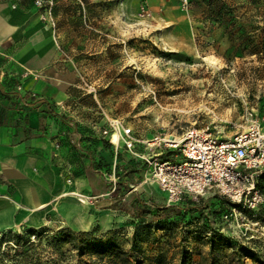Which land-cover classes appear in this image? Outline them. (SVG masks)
Wrapping results in <instances>:
<instances>
[{
  "label": "rangeland",
  "instance_id": "obj_1",
  "mask_svg": "<svg viewBox=\"0 0 264 264\" xmlns=\"http://www.w3.org/2000/svg\"><path fill=\"white\" fill-rule=\"evenodd\" d=\"M228 3L264 24V6ZM39 9L65 57L81 67L77 96L109 130L111 145L97 151L106 179L116 177L118 153H125L109 139L112 119L131 125L148 153L155 136L173 139L192 125L224 138L264 125V45L250 50L247 38L212 20L201 0H53L51 9ZM263 176L255 179L256 199L228 197L215 215L187 212L150 234L111 208L95 210L84 230L55 219L36 234L9 232L0 264H125L126 255L140 264H264ZM134 188L162 194L143 181Z\"/></svg>",
  "mask_w": 264,
  "mask_h": 264
},
{
  "label": "crops",
  "instance_id": "obj_2",
  "mask_svg": "<svg viewBox=\"0 0 264 264\" xmlns=\"http://www.w3.org/2000/svg\"><path fill=\"white\" fill-rule=\"evenodd\" d=\"M80 73L33 0H0V86L9 88L7 79L14 78L18 87L48 98L55 111L9 109L0 95V244L8 232L55 219L84 230L95 210L105 209L88 200L96 195L75 147L90 137L97 142L81 143L100 152L105 139L104 118L96 120L77 96Z\"/></svg>",
  "mask_w": 264,
  "mask_h": 264
},
{
  "label": "built area",
  "instance_id": "obj_3",
  "mask_svg": "<svg viewBox=\"0 0 264 264\" xmlns=\"http://www.w3.org/2000/svg\"><path fill=\"white\" fill-rule=\"evenodd\" d=\"M38 8L51 9L53 0H33ZM28 71V70H27ZM111 126L123 150L133 157L146 162L143 182L157 186L168 203H175L185 197L197 199L215 193L227 195L233 201H240L249 193L258 196L255 179L264 170V125L253 124L232 137L217 135L209 127L192 125L182 131L180 136H155L148 153L142 148L140 136L131 125L112 119ZM108 134V128L102 130ZM174 150L173 158L163 159L161 154ZM115 175L108 182L115 186ZM230 189V190H229Z\"/></svg>",
  "mask_w": 264,
  "mask_h": 264
},
{
  "label": "trees",
  "instance_id": "obj_4",
  "mask_svg": "<svg viewBox=\"0 0 264 264\" xmlns=\"http://www.w3.org/2000/svg\"><path fill=\"white\" fill-rule=\"evenodd\" d=\"M209 12L211 19L217 21L227 28L232 26L231 34L237 32L240 40L247 38V47L250 50L257 51L259 45H264V24L258 23L255 14L240 15L236 13L235 8L229 6L228 0H201ZM252 6L260 9L264 6V0H247ZM239 9V7H237ZM9 88L0 86V95L5 105L9 109H15L22 112H30L34 110L54 111V104L45 97L38 96L31 91L18 87L14 78H8ZM86 141L97 142L95 138H82ZM79 139L75 143V147L79 154L86 159L85 170L92 185L93 193L96 195L95 206L97 208H111L122 210L138 220L137 226L143 229L145 234H150L152 227L165 228L166 222L175 220L176 217L182 216L184 213H198L202 215L204 208L212 211V215L219 212L218 203L222 200L229 201L228 196H220L215 193L208 196H199L197 199L185 197L183 200L175 203H168L163 194H159L152 190L151 194L141 193L134 188L136 184L141 182L146 169V162L137 159L129 153H118L119 159L116 162L115 173L116 182L113 187L99 172V158L97 147H90L82 144ZM104 146L111 145L109 140H102ZM174 150H166L161 154L163 159L173 158ZM264 180V176H263ZM36 234L37 229L29 228ZM14 232V231H11ZM9 233V232H8ZM6 235V234H5ZM20 236L19 232H16ZM125 264H140L141 262H131L126 255L122 258Z\"/></svg>",
  "mask_w": 264,
  "mask_h": 264
},
{
  "label": "bare ground",
  "instance_id": "obj_5",
  "mask_svg": "<svg viewBox=\"0 0 264 264\" xmlns=\"http://www.w3.org/2000/svg\"><path fill=\"white\" fill-rule=\"evenodd\" d=\"M112 140L115 141V142H119L117 133L114 132V133L112 134ZM168 140H172V141H173V139H168ZM229 190H230V189H229ZM75 226H76V225H75Z\"/></svg>",
  "mask_w": 264,
  "mask_h": 264
}]
</instances>
